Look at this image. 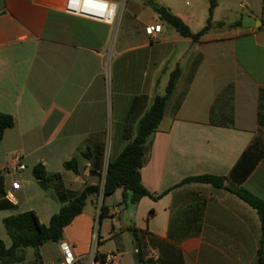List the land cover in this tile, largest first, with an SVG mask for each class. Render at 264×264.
<instances>
[{"label": "crops", "instance_id": "0c3cea01", "mask_svg": "<svg viewBox=\"0 0 264 264\" xmlns=\"http://www.w3.org/2000/svg\"><path fill=\"white\" fill-rule=\"evenodd\" d=\"M108 1L120 7L116 28L65 12V0H0V114L15 121L0 142V178L14 197V208L0 210V239L11 248L7 217L33 211L49 226L86 187H100L61 241L27 248L12 264H62V242L84 264L95 246L99 256H118L112 264H264L257 211L226 188L185 182L229 178L259 131L264 34L239 22L248 14L264 26V0H218L214 27L199 41L167 30L154 5L198 33L207 25L209 0ZM158 25L161 33H146ZM136 61L145 72L135 79ZM177 68L175 91L140 169L151 196L133 203L121 188L105 198L106 144L116 160L162 96V74L167 88ZM74 158L78 173L64 167ZM39 164L61 178L40 183L33 174ZM241 187L264 201V160ZM103 206L108 215L99 222Z\"/></svg>", "mask_w": 264, "mask_h": 264}, {"label": "trees", "instance_id": "16d2710c", "mask_svg": "<svg viewBox=\"0 0 264 264\" xmlns=\"http://www.w3.org/2000/svg\"><path fill=\"white\" fill-rule=\"evenodd\" d=\"M209 18L207 25L198 33H194L180 18L175 16L170 9L154 5V10L159 20L172 29H175L183 38L199 41L209 30L214 27L213 12L218 5V0H209ZM242 22H239V25ZM180 75V69L177 68L170 77L164 96H157L150 110L140 120L138 132L134 139L130 140L121 155L110 162L105 176L103 196L106 198L113 195L118 189H124L123 200H126V192L133 194L132 202L136 203L143 197L151 196L141 184L140 169L145 162V148L149 137L157 130L163 120L168 101L176 88V82ZM231 88H228L223 94H231ZM259 131L243 153L237 165L233 169L229 178L217 176H201L189 178L185 182H201L210 184L215 188H226L229 192L237 195L240 199L254 208L264 226V201L257 198L249 191L241 187L256 167L264 160V90L260 95L259 113H258ZM15 121L13 117L0 114V142L5 132L13 128ZM83 156L88 157L86 152ZM66 170L78 173V163L76 158L64 165ZM34 177L40 183L52 179H60L59 174L49 176L42 164L37 165L33 170ZM232 184L225 186L227 181ZM99 186H88L80 196L65 204L60 212L54 215L50 225H42L37 214L33 211L7 217L4 225L12 241L11 248L7 249L4 242L0 239V261L3 264H12L22 262L24 259L23 252L27 248L39 249L47 242H59L64 236V230L73 220L82 214L88 197L92 194H99ZM6 194L3 187V179L0 178V210H10L14 208L13 204L5 198ZM108 215L106 207L101 208L99 222ZM136 234V233H135ZM39 256V255H38ZM142 260V258H140Z\"/></svg>", "mask_w": 264, "mask_h": 264}, {"label": "built area", "instance_id": "2783aa9c", "mask_svg": "<svg viewBox=\"0 0 264 264\" xmlns=\"http://www.w3.org/2000/svg\"><path fill=\"white\" fill-rule=\"evenodd\" d=\"M64 11L75 16H81L103 22L116 28L120 7L119 4L108 0H65ZM161 32L162 27L159 25L150 26L146 29V33L151 37H155V35ZM18 168L19 170H24L25 166L20 164ZM19 187L20 186L17 183L12 185L13 190L19 189ZM5 198L10 203L14 202L12 194H7ZM96 240L97 238L95 236V242ZM60 247L63 253L62 264H84L85 258L76 256L70 245L62 242L60 243ZM117 258L118 256L113 253L105 256H99L96 251V246L87 257L89 264H112L117 260Z\"/></svg>", "mask_w": 264, "mask_h": 264}, {"label": "rangeland", "instance_id": "374dc122", "mask_svg": "<svg viewBox=\"0 0 264 264\" xmlns=\"http://www.w3.org/2000/svg\"><path fill=\"white\" fill-rule=\"evenodd\" d=\"M240 13H242V11H240ZM244 15H247L249 16L248 14H244ZM145 72V69L144 67L142 66L141 62L139 61H136L133 63V65L131 66L130 68V74L131 76H133L135 79L136 78H141L143 76ZM110 70L108 69V78L110 77ZM166 77H167V73H163L162 74V86L160 87V94L159 95H162L164 96L166 94V85H165V82H166ZM100 154V152L98 153V155ZM101 155V154H100ZM110 162H113V161H110V141L106 144V148H105V162H104V166L105 167H108L109 163Z\"/></svg>", "mask_w": 264, "mask_h": 264}, {"label": "water", "instance_id": "95a60500", "mask_svg": "<svg viewBox=\"0 0 264 264\" xmlns=\"http://www.w3.org/2000/svg\"><path fill=\"white\" fill-rule=\"evenodd\" d=\"M242 25L244 28H256L262 31L264 34V26L263 23L251 16L244 15L242 18ZM167 30H170V27L168 26L166 28Z\"/></svg>", "mask_w": 264, "mask_h": 264}]
</instances>
